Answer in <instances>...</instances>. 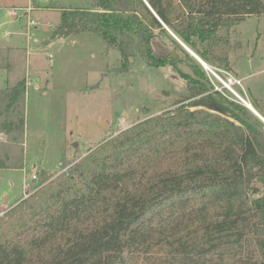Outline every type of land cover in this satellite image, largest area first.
I'll list each match as a JSON object with an SVG mask.
<instances>
[{"label":"trees","instance_id":"16d2710c","mask_svg":"<svg viewBox=\"0 0 264 264\" xmlns=\"http://www.w3.org/2000/svg\"><path fill=\"white\" fill-rule=\"evenodd\" d=\"M147 1L152 8L92 0L64 10L52 38L95 33L119 49L118 72L136 56L176 65L201 96L137 122L51 180L43 171L49 181L0 217V264H264V122L214 90L157 17L205 62H227L220 30L263 14L264 0ZM155 39L175 49L160 52Z\"/></svg>","mask_w":264,"mask_h":264},{"label":"rangeland","instance_id":"374dc122","mask_svg":"<svg viewBox=\"0 0 264 264\" xmlns=\"http://www.w3.org/2000/svg\"><path fill=\"white\" fill-rule=\"evenodd\" d=\"M91 6L92 0H0V217L26 197V179L36 191L121 131L201 96H193L196 85L176 65L149 66L136 56L128 71L118 72L119 49H108L95 33L52 38L64 10ZM220 34L229 40L228 61L203 59L204 76L214 90L245 105L210 68L224 80L242 78V86L232 88L246 104L264 106V13L232 22ZM155 44L160 52L175 49L169 39ZM27 78L33 86L6 108L13 86ZM43 171L51 177L46 182Z\"/></svg>","mask_w":264,"mask_h":264},{"label":"water","instance_id":"95a60500","mask_svg":"<svg viewBox=\"0 0 264 264\" xmlns=\"http://www.w3.org/2000/svg\"><path fill=\"white\" fill-rule=\"evenodd\" d=\"M147 3L148 1L145 0ZM148 5L151 7V5L148 3ZM152 8V7H151ZM154 11V10H153ZM154 13L156 14V12L154 11ZM157 15V14H156ZM157 17L159 18V20L162 22V24L167 28V30L171 33V35H173L180 43L181 45L191 54L193 55L202 65L204 64V60L196 53L194 52L187 44H185L162 20L161 18L157 15ZM174 57H177V54H174ZM204 66V65H203ZM182 71L188 75V76H191L192 78H195L196 77V74L194 72V70L192 69V67H190L189 65H187L186 63H183L179 66ZM211 72L214 74L215 71L210 68ZM238 97V96H237ZM240 100L241 98L238 97ZM246 105V104H245ZM247 107H249L248 105H246ZM253 113H255L263 122H264V116L258 112L254 107H249Z\"/></svg>","mask_w":264,"mask_h":264},{"label":"built area","instance_id":"2783aa9c","mask_svg":"<svg viewBox=\"0 0 264 264\" xmlns=\"http://www.w3.org/2000/svg\"><path fill=\"white\" fill-rule=\"evenodd\" d=\"M31 24H35V21L33 19H31ZM214 75L216 77H218L227 87L231 88L232 91L234 92V94L238 97H240L239 93L237 91H235L232 86L234 85H239V86H242V78H231V77H228L226 78L225 80L221 78V76L218 74V73H214ZM33 86V82L31 79H28L26 80V87H32ZM217 89H220L217 87ZM222 90V89H220ZM124 119H122L121 122H123ZM38 178V174L37 173H34L32 175V179H37ZM24 189H25V194H26V197H28L30 194H32L33 192H35V187H34V183H32L30 180L26 179V181L24 182Z\"/></svg>","mask_w":264,"mask_h":264},{"label":"crops","instance_id":"0c3cea01","mask_svg":"<svg viewBox=\"0 0 264 264\" xmlns=\"http://www.w3.org/2000/svg\"><path fill=\"white\" fill-rule=\"evenodd\" d=\"M33 10V6L31 5H28V6H26V14H30V11H32ZM35 41H38V38L36 37L35 38ZM49 43V42H48ZM10 48H13L12 46H9ZM17 84V83H16ZM15 86V85H14ZM27 88V87H26ZM28 89V88H27ZM250 103H251V106L253 105V107L258 111V112H260V113H264V106H262V104L260 103V102H257L258 104V107L252 102V101H250V100H248ZM260 109H262V110H260ZM264 115V114H263Z\"/></svg>","mask_w":264,"mask_h":264},{"label":"bare ground","instance_id":"6f19581e","mask_svg":"<svg viewBox=\"0 0 264 264\" xmlns=\"http://www.w3.org/2000/svg\"><path fill=\"white\" fill-rule=\"evenodd\" d=\"M203 65H204V67L206 68V66H205V62H204ZM209 68H210V67H209ZM239 95H240V94H239ZM240 98H241V100L246 104V99L243 98L241 95H240ZM247 104L249 105V107H251V108L253 107V105L251 106V104H250L249 102H248ZM247 104H246V105H247Z\"/></svg>","mask_w":264,"mask_h":264}]
</instances>
